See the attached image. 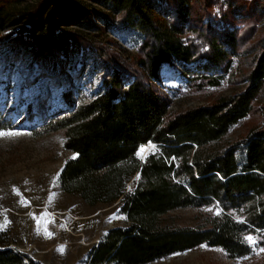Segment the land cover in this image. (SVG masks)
Listing matches in <instances>:
<instances>
[{
	"label": "trees",
	"instance_id": "trees-1",
	"mask_svg": "<svg viewBox=\"0 0 264 264\" xmlns=\"http://www.w3.org/2000/svg\"><path fill=\"white\" fill-rule=\"evenodd\" d=\"M95 1L104 27L142 37L131 60L89 35L57 27L50 16L42 19L57 0L32 6L23 5L29 0H0V41L19 27L38 59L53 60V73L69 52L91 55L103 71L100 86L86 99L75 103L64 94L67 109L53 115L48 129L63 132V147L75 157L60 170V189L90 206L118 201L126 220L89 249L88 264H151L199 246L241 259L254 251L244 241L249 235L257 240L255 248H264V106L260 125L227 139L264 93V36L247 47L264 18V3L259 8V0ZM66 2L84 10L75 0ZM93 16L94 11L86 14L88 20ZM248 53L243 90L168 114L169 100L157 87L164 66L176 68L188 86L216 88ZM13 126L0 108V131ZM146 145L155 149L141 156ZM209 208L221 214H209L195 226L168 217ZM0 264L38 263L10 247L8 232L0 231Z\"/></svg>",
	"mask_w": 264,
	"mask_h": 264
},
{
	"label": "rangeland",
	"instance_id": "rangeland-1",
	"mask_svg": "<svg viewBox=\"0 0 264 264\" xmlns=\"http://www.w3.org/2000/svg\"><path fill=\"white\" fill-rule=\"evenodd\" d=\"M66 1L57 0L50 8L51 13V10L42 11V19L50 16L57 27L89 35L125 60L136 55L142 37L116 26L104 27L95 0H75L84 10L73 9ZM259 2L261 8L264 0ZM35 3L36 0H29L23 5ZM92 11L94 16L88 20L86 14ZM96 25L105 29L100 31ZM22 31L14 27L10 30L11 37L0 41V108L7 111L14 125L5 131L19 133L0 138V231L8 232L10 247L38 264H88L89 249L109 229L124 226L126 220L119 214L118 201L90 206L77 195L60 189L57 174L74 155L63 147V132L48 129L53 115L67 109L64 94H70L75 103L83 97L86 99L100 86L103 71L91 55L85 57L69 52L57 62L55 74L53 60L38 59L25 44L27 38ZM263 36L264 18L247 47ZM250 57L249 53L244 55L238 62V70L216 88L188 86L176 68L164 66L158 73L157 87L169 100L168 114L173 116L209 105L243 90V73ZM262 106L264 93L255 102L253 113L237 124L227 139L242 137L260 125L263 118L259 108ZM149 146L141 147L145 149L141 156L155 149ZM132 187L131 181L127 189ZM209 214L215 211L182 209L168 217L177 225L195 226ZM46 232L51 233V237ZM61 248L63 253L59 251ZM259 249L255 248L246 258L234 260L219 248L199 246L151 264H264V252Z\"/></svg>",
	"mask_w": 264,
	"mask_h": 264
},
{
	"label": "snow or ice",
	"instance_id": "snow-or-ice-1",
	"mask_svg": "<svg viewBox=\"0 0 264 264\" xmlns=\"http://www.w3.org/2000/svg\"><path fill=\"white\" fill-rule=\"evenodd\" d=\"M16 135H19V133L10 132V131H0V138L14 137ZM149 147H154V146L150 145ZM144 151H145V149L141 148L140 152L138 154H142ZM72 158L75 159V157H72ZM58 177H59V174H57L56 180H58ZM56 180L53 181L54 185L56 183ZM129 190L131 191V189H129ZM17 194H19V193L17 192ZM207 211L211 212L213 210L211 208H209V209H207ZM215 214L219 216L221 213L219 211H217ZM5 223H7V221H5ZM45 231H46V228H45ZM46 234H47L48 237H51V233H47L46 232ZM244 241L247 242L250 247H253V250L255 251V247L254 246L256 245L257 240L253 236H250V235L249 236H245L244 237ZM59 251L61 253H63L64 249L61 248V249H59ZM259 251L260 252H264V248L259 249Z\"/></svg>",
	"mask_w": 264,
	"mask_h": 264
}]
</instances>
